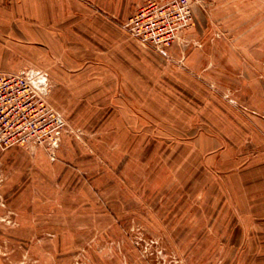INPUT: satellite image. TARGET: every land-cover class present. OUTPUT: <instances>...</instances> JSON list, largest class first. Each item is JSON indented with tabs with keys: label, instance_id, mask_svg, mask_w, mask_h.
<instances>
[{
	"label": "rangeland",
	"instance_id": "obj_1",
	"mask_svg": "<svg viewBox=\"0 0 264 264\" xmlns=\"http://www.w3.org/2000/svg\"><path fill=\"white\" fill-rule=\"evenodd\" d=\"M9 72L0 264H264V0H0Z\"/></svg>",
	"mask_w": 264,
	"mask_h": 264
},
{
	"label": "built area",
	"instance_id": "obj_2",
	"mask_svg": "<svg viewBox=\"0 0 264 264\" xmlns=\"http://www.w3.org/2000/svg\"><path fill=\"white\" fill-rule=\"evenodd\" d=\"M185 2V0H181ZM190 15L182 16V24H186ZM174 22L159 23L157 18L151 21L152 42H170ZM36 79L41 80L37 83ZM42 78H34L28 73L9 72L0 74V146L7 147L15 143L29 140L36 135V116L44 106ZM43 85V86H42Z\"/></svg>",
	"mask_w": 264,
	"mask_h": 264
},
{
	"label": "water",
	"instance_id": "obj_3",
	"mask_svg": "<svg viewBox=\"0 0 264 264\" xmlns=\"http://www.w3.org/2000/svg\"><path fill=\"white\" fill-rule=\"evenodd\" d=\"M36 82H37V83H41V80H39V79H36Z\"/></svg>",
	"mask_w": 264,
	"mask_h": 264
},
{
	"label": "bare ground",
	"instance_id": "obj_4",
	"mask_svg": "<svg viewBox=\"0 0 264 264\" xmlns=\"http://www.w3.org/2000/svg\"><path fill=\"white\" fill-rule=\"evenodd\" d=\"M43 86V85H42Z\"/></svg>",
	"mask_w": 264,
	"mask_h": 264
}]
</instances>
